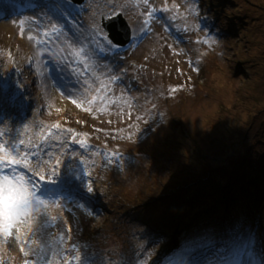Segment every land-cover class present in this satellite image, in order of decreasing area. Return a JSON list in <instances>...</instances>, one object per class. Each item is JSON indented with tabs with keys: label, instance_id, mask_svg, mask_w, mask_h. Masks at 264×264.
Returning a JSON list of instances; mask_svg holds the SVG:
<instances>
[{
	"label": "rangeland",
	"instance_id": "1",
	"mask_svg": "<svg viewBox=\"0 0 264 264\" xmlns=\"http://www.w3.org/2000/svg\"><path fill=\"white\" fill-rule=\"evenodd\" d=\"M117 15L132 38L110 49ZM0 90V143L50 145L30 167L59 162L70 194L0 238V264H264V0H0ZM178 220L174 240L149 225Z\"/></svg>",
	"mask_w": 264,
	"mask_h": 264
},
{
	"label": "snow or ice",
	"instance_id": "2",
	"mask_svg": "<svg viewBox=\"0 0 264 264\" xmlns=\"http://www.w3.org/2000/svg\"><path fill=\"white\" fill-rule=\"evenodd\" d=\"M163 11H167V9H163ZM151 14L149 12V15ZM21 24H23V21H21ZM23 31V28H21V34H23ZM50 36L51 33H42L41 40H38V42H43L44 37ZM28 38L34 39L32 36ZM99 38L110 49H118L123 46L112 42L106 35ZM116 79L118 78L113 76L111 82H115ZM106 87L102 86L99 92L104 93ZM2 97L3 91L0 90V98ZM101 99H106V95ZM72 102L76 104L75 100ZM113 103H115V100H113ZM83 110L91 111L90 108ZM2 123L3 121H0V124ZM55 127H58V125ZM20 144L22 145L23 141H20ZM71 144L72 141H69V146ZM77 144L81 147L84 142L80 141ZM19 146L15 143H0V238H4L5 240L12 237L14 230L19 233L20 229L17 226L33 213L39 212L42 206L46 208L50 203L60 206L61 202L70 195L65 193L61 187V179L64 177H62L59 170V162L53 166L50 173L38 176L33 173L30 167L33 157L37 158V163L42 158L41 152L38 149H41L43 146V154L46 155L50 151V145H46L42 141L41 145L33 146L32 149L26 150L24 155L18 158L16 149ZM84 191L90 194L94 189L89 187L87 190L84 189ZM47 193H51L52 199H48ZM35 218L39 222L43 219V214L41 213ZM36 231L37 229L30 228V232L35 233ZM15 239L22 245L21 252L27 257L28 253L23 246L25 242L20 240L19 235H16ZM76 260L79 261L80 257H76ZM25 264H30V262L26 259ZM68 264H73V262L69 260Z\"/></svg>",
	"mask_w": 264,
	"mask_h": 264
},
{
	"label": "trees",
	"instance_id": "3",
	"mask_svg": "<svg viewBox=\"0 0 264 264\" xmlns=\"http://www.w3.org/2000/svg\"><path fill=\"white\" fill-rule=\"evenodd\" d=\"M256 134H257V130H254L253 127H252L250 131H248V132H246V133H242L241 135H236V137H238V138L235 140L236 142H235V141H232V142L230 141L229 144H230L231 146H234L235 144L238 143V145H239L241 148H244V142L246 143L247 139H249L251 136H254V135H256ZM226 148H227V147H226ZM263 156H264V154H263ZM253 159L255 160L254 155H253V152H252V150H249V152H247V154H245L243 157H241V158L237 161V166H238V168H241V167H240L241 165H239V161L243 160V161L246 163V165H250V164H252V163L254 162ZM223 161H224V160H223ZM224 162H226V161H224ZM257 162L260 163V164H264V160H263V159H259V157L257 158ZM237 170H238V169H237ZM250 172H252V171L246 172L247 175H248V173H250ZM248 177H249L248 180H250V179L252 178V177H250V175H248ZM244 184H246V183H244ZM241 186H242V185H241ZM241 186H238V187H239V192H240V191L242 192V190H245V192H246L247 194H249L250 189L247 188V187H243V189H241ZM251 186H252V185H251ZM206 187H207V186H206ZM205 190H207V188H206ZM223 195H225V193H224ZM241 195H242V194H241ZM263 195H264V186L262 187V189H261L260 191L254 193L253 195H250V194H249L248 198L251 199V198H255V197H256V200L259 201L261 198H263ZM242 196H243V195H242ZM163 197H164V196H161V198H159V199H163ZM189 198L191 199V197L189 196V194H187V193H181L179 198H177V199H173V198H172V199H169L168 202L165 203V206L162 208V210H161L162 212H160V215H159L158 213L152 211V210H151V215H152L153 217H158V216H160V219L163 218V219H165V220H166V217L169 216V217L172 219V217H173L176 213H178L179 209H180L183 205H185L186 200L189 199ZM206 198H208V197H206ZM159 199H158V202H160ZM208 199H209V198H208ZM257 205H258V204H257ZM150 206H151L150 204H148L147 202H145V203H143L141 206H139L138 208H136L135 211L138 212V213H140V214H144V213H145L144 210L147 209V208H149ZM162 206H163V205H162ZM257 207H259V205H258V206L251 205L250 208H249L250 212H252V213L256 212V214H257V213L259 212V211L255 210V208H257ZM259 209H260V207H259ZM138 210H139V211H138ZM166 215H168V216H166ZM183 219H184V218H183ZM181 220H182V219H181ZM181 220L175 221L174 224H173V223H169L168 225L163 226V227L158 226L157 223H155V224H149V223H147V224H149L151 227H153L155 231H158V232H159V230H163L164 232L167 233V236H168V235H169V236H173V240H174V239H175V235H174L175 228L178 226V224H179V222H180ZM171 242H172V244L176 245V242H175V241H171ZM169 248H170V247H169ZM245 251H247L248 254L252 252V250L247 249V247H245V249H243L241 252L243 253V252H245ZM260 252H263L262 249H261V247H260ZM245 256H247V254H246ZM245 256H244V257H245ZM261 258H262V257H261ZM261 258H259V259H261ZM259 262H260V261H259ZM227 264H234V263H233L232 261H229ZM260 264H261V262H260Z\"/></svg>",
	"mask_w": 264,
	"mask_h": 264
},
{
	"label": "water",
	"instance_id": "4",
	"mask_svg": "<svg viewBox=\"0 0 264 264\" xmlns=\"http://www.w3.org/2000/svg\"><path fill=\"white\" fill-rule=\"evenodd\" d=\"M73 1L80 3L82 0ZM115 21L118 22V24H113ZM125 22L122 15L114 16L102 22V25L108 30L109 37L117 44L125 45L130 40L131 31Z\"/></svg>",
	"mask_w": 264,
	"mask_h": 264
},
{
	"label": "bare ground",
	"instance_id": "5",
	"mask_svg": "<svg viewBox=\"0 0 264 264\" xmlns=\"http://www.w3.org/2000/svg\"><path fill=\"white\" fill-rule=\"evenodd\" d=\"M113 22V21H112ZM113 24H115L116 25V21L113 23ZM89 42H87L85 45H83V47H87V44H88ZM90 45V44H89ZM82 47V53L84 52V49L85 48H83ZM75 49H77V47H73V51H75ZM90 61H91V59H89ZM97 63H98V61H95L94 62V65H97ZM24 148H26V147H24ZM255 210H257V211H260V209H259V207H257V208H255ZM237 263V262H236ZM238 264V263H237Z\"/></svg>",
	"mask_w": 264,
	"mask_h": 264
},
{
	"label": "clouds",
	"instance_id": "6",
	"mask_svg": "<svg viewBox=\"0 0 264 264\" xmlns=\"http://www.w3.org/2000/svg\"><path fill=\"white\" fill-rule=\"evenodd\" d=\"M111 18H112V17H111ZM123 18H124V17H123ZM109 19H110V18H109ZM109 19H107V20H109ZM107 20H103V21H107ZM103 21H102V22H103ZM126 23H128V22L126 21ZM128 25H129V24H128ZM102 27H104V26L102 25ZM104 28H105V27H104ZM130 28H131V27H130ZM107 36H108V35H107ZM131 38H132V35H131V37H130L129 42L131 41ZM127 43H128V42H127ZM123 46H126V45H123ZM123 46H122V47H123Z\"/></svg>",
	"mask_w": 264,
	"mask_h": 264
}]
</instances>
